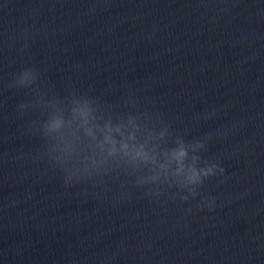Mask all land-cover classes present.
<instances>
[{
    "label": "clouds",
    "instance_id": "obj_1",
    "mask_svg": "<svg viewBox=\"0 0 264 264\" xmlns=\"http://www.w3.org/2000/svg\"><path fill=\"white\" fill-rule=\"evenodd\" d=\"M222 171H223V169H222ZM205 175H208V173H205Z\"/></svg>",
    "mask_w": 264,
    "mask_h": 264
}]
</instances>
